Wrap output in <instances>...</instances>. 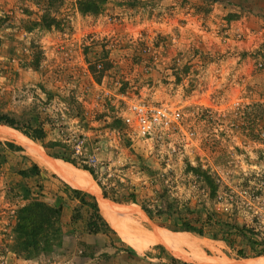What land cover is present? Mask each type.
<instances>
[{"label": "rangeland", "instance_id": "rangeland-1", "mask_svg": "<svg viewBox=\"0 0 264 264\" xmlns=\"http://www.w3.org/2000/svg\"><path fill=\"white\" fill-rule=\"evenodd\" d=\"M76 2L0 0V115L21 130L43 131L33 141L0 123V264L264 258L236 256L238 247L251 249L233 234L228 246L224 228L174 231L170 221L160 226L137 204L109 197L103 198L123 216L121 230L105 219L114 232H88L89 209L76 204L71 214L75 208L80 217L59 225V235L47 228L45 250L28 258L8 250L15 210L33 198L59 205L68 185L95 196L99 207L89 187L42 166L29 146L73 169L90 166L99 192L97 181L115 199H126L131 189L138 200L153 198L160 187L167 201L189 208L180 214L192 225L213 207L252 228L255 239L264 237V0H104L95 12L80 11ZM134 98L176 109L177 123L138 135L121 117ZM5 131L13 135L4 137ZM33 163L36 176L19 174ZM197 169L213 178L212 194ZM171 233L185 235L189 246L168 241Z\"/></svg>", "mask_w": 264, "mask_h": 264}, {"label": "trees", "instance_id": "trees-1", "mask_svg": "<svg viewBox=\"0 0 264 264\" xmlns=\"http://www.w3.org/2000/svg\"><path fill=\"white\" fill-rule=\"evenodd\" d=\"M48 2H60L62 0H47ZM104 0H77L76 4L80 11L82 12H95L98 7V3ZM54 20V19H53ZM50 19V22H53ZM0 123L11 127L13 129H18L20 132L27 138L33 141H40L43 138V131L38 128H30L28 130H21L17 128L14 124L13 119L7 115H0ZM3 144L9 150L17 151L21 150L20 145H16L10 141H4ZM64 156V157H63ZM60 157L64 161L72 162L69 158H65V155ZM78 168L86 170L93 179H95L93 169L86 164H81L77 166ZM39 171L36 164H31L28 168H23L19 170L21 176L37 174ZM196 171V170H195ZM200 176V181H202L206 186L209 187L211 194L215 189V182L209 173L206 171L198 170L196 171ZM74 186H79L86 188L87 187L71 183ZM97 184L100 188L102 197H109L116 202H132L139 206V208L144 212L148 219L160 226H165L166 221H170V227L174 231H188L195 233L197 235H202V228L204 226L215 227L217 231L224 228L225 237L223 240L231 246L233 240L228 238L232 234L237 236L240 241H245L248 243L251 252L246 253L243 248L238 247L235 249L236 256L239 257H254L259 255H264V237L260 236L254 238V231L250 227H246L244 224L236 225L227 221L226 217H223L221 211H216L213 207L210 210H204L205 216L200 219L199 226L192 225L189 218L183 217L180 213L181 211H189L188 207H180L179 203H174L172 201H167L165 199V194L160 187L153 189L154 193L153 198L138 200L136 198V192L134 189H131L126 193V199H115L112 197V188L105 187L101 185L98 181ZM64 190L69 192L72 196L78 201V207H85L89 209V215L86 221V227L88 232L96 233L105 230H110V225H108L105 218L102 216L96 198L89 194L82 192L78 189L64 185ZM203 208V207H202ZM61 211V204L59 205H49L42 200L31 199L27 203L18 207L15 210L16 213V222L12 228L14 233L13 243L9 245L8 250L13 252L17 256L23 258H28L38 251H43L47 247V238L46 232H48V227H51V232L54 236L60 234L59 227V217ZM175 216V217H174ZM80 217L78 210L74 208V212L70 216V220H77ZM216 233L212 234V237H216ZM174 261V259H171ZM185 264V263H183Z\"/></svg>", "mask_w": 264, "mask_h": 264}, {"label": "bare ground", "instance_id": "bare-ground-1", "mask_svg": "<svg viewBox=\"0 0 264 264\" xmlns=\"http://www.w3.org/2000/svg\"><path fill=\"white\" fill-rule=\"evenodd\" d=\"M12 135L13 134H9V132H7V131H5L3 133L4 137H8V136H12ZM28 153L31 156H33V159L35 158L38 163H40L42 166H44L48 170L50 169V170H54V171L59 172V174L62 175L65 178V180L67 179L70 183H75L78 185L89 187L95 193V195L98 197L99 207H100L101 212L104 215L105 219L117 230L122 229L120 226L123 225V223H122L123 216L120 214L119 211L115 210V208L101 196L97 185L92 180L90 174L86 170H82V169H78V168L73 169V168H71V166L70 167L67 166L70 164L65 165L64 163H62L59 160H54V159L52 160L47 155H45L44 152L39 147L29 146L28 147ZM124 223L128 228L132 229L131 223L127 222L126 220ZM129 225H130V227H129ZM134 229L137 230V227L136 228L134 227ZM172 233H171V235H169L168 241L176 242L182 246L190 244V243L186 242L187 239H185V235L177 234V233L172 234ZM165 234H166V232H165ZM129 242L133 243L134 240L129 238ZM195 253L199 255V251H195ZM199 260L203 264H218V263H215L214 260H211L207 257L202 256V255H199ZM226 264H242V262H227ZM248 264H264V258L253 259L252 261H249Z\"/></svg>", "mask_w": 264, "mask_h": 264}, {"label": "built area", "instance_id": "built-area-1", "mask_svg": "<svg viewBox=\"0 0 264 264\" xmlns=\"http://www.w3.org/2000/svg\"><path fill=\"white\" fill-rule=\"evenodd\" d=\"M121 117L138 135L147 136L157 129H167L177 123L179 111L164 104L134 98L127 102L126 111ZM259 136L264 141V129L260 131ZM80 147L79 144H75L74 151L80 152Z\"/></svg>", "mask_w": 264, "mask_h": 264}, {"label": "crops", "instance_id": "crops-1", "mask_svg": "<svg viewBox=\"0 0 264 264\" xmlns=\"http://www.w3.org/2000/svg\"><path fill=\"white\" fill-rule=\"evenodd\" d=\"M34 175L36 176V174ZM62 195H63L62 197L63 201L61 203V211H60V227H64L69 223H73L72 220L70 221L71 210L73 206H76V204H78V201L75 198H71L72 196L70 195L69 192L67 194L62 193Z\"/></svg>", "mask_w": 264, "mask_h": 264}]
</instances>
